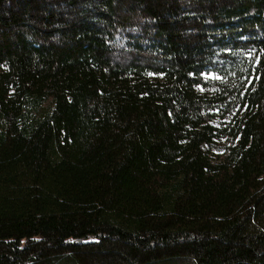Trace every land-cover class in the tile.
I'll return each mask as SVG.
<instances>
[{
	"label": "trees",
	"instance_id": "trees-1",
	"mask_svg": "<svg viewBox=\"0 0 264 264\" xmlns=\"http://www.w3.org/2000/svg\"><path fill=\"white\" fill-rule=\"evenodd\" d=\"M0 264H264V0H0Z\"/></svg>",
	"mask_w": 264,
	"mask_h": 264
},
{
	"label": "snow or ice",
	"instance_id": "snow-or-ice-1",
	"mask_svg": "<svg viewBox=\"0 0 264 264\" xmlns=\"http://www.w3.org/2000/svg\"><path fill=\"white\" fill-rule=\"evenodd\" d=\"M202 75H205L206 78L211 77V78H215V79H220V77L216 76L214 73H205Z\"/></svg>",
	"mask_w": 264,
	"mask_h": 264
},
{
	"label": "rangeland",
	"instance_id": "rangeland-1",
	"mask_svg": "<svg viewBox=\"0 0 264 264\" xmlns=\"http://www.w3.org/2000/svg\"><path fill=\"white\" fill-rule=\"evenodd\" d=\"M200 91H202V92H204V90H202V89H200ZM221 121V120H220ZM226 121V120H225ZM227 122H229V121H227ZM217 125H221L220 123H218ZM220 127V126H219ZM223 140H225V139H223Z\"/></svg>",
	"mask_w": 264,
	"mask_h": 264
}]
</instances>
